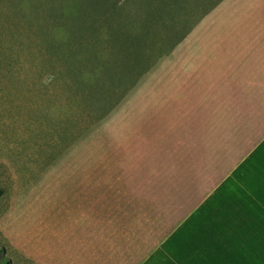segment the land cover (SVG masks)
Wrapping results in <instances>:
<instances>
[{"label": "rangeland", "instance_id": "374dc122", "mask_svg": "<svg viewBox=\"0 0 264 264\" xmlns=\"http://www.w3.org/2000/svg\"><path fill=\"white\" fill-rule=\"evenodd\" d=\"M253 68L264 0H0V260L135 261L239 155Z\"/></svg>", "mask_w": 264, "mask_h": 264}, {"label": "crops", "instance_id": "0c3cea01", "mask_svg": "<svg viewBox=\"0 0 264 264\" xmlns=\"http://www.w3.org/2000/svg\"><path fill=\"white\" fill-rule=\"evenodd\" d=\"M242 79L232 96L241 110L239 155L131 264H264V80Z\"/></svg>", "mask_w": 264, "mask_h": 264}, {"label": "trees", "instance_id": "16d2710c", "mask_svg": "<svg viewBox=\"0 0 264 264\" xmlns=\"http://www.w3.org/2000/svg\"><path fill=\"white\" fill-rule=\"evenodd\" d=\"M197 149H199L198 155L203 156L204 147L199 146V148H197ZM216 167H218V166L216 165ZM227 168H228V166L225 165V166H223L222 171H220V169H217L218 172L216 173V175H214L212 180L207 182V184L204 187H202L201 190L196 193V195L193 196V198L190 200L187 208H190L205 192H207V190L210 189V187L219 179V177L222 175L223 171ZM159 186L162 187L160 184H159ZM155 200H156V198H155L154 192H151V195H148V197L146 199L142 198L140 195L137 194L133 198H130V201H128V203L125 205L128 208H132V209H136V208L141 207V206L151 207ZM185 211H186V209L178 217L183 216L185 214ZM176 221H177V219L175 221H173V223H175ZM0 264H4V262L0 260Z\"/></svg>", "mask_w": 264, "mask_h": 264}]
</instances>
